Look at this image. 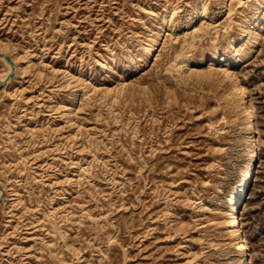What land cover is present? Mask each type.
Returning <instances> with one entry per match:
<instances>
[{"label": "rangeland", "instance_id": "1", "mask_svg": "<svg viewBox=\"0 0 264 264\" xmlns=\"http://www.w3.org/2000/svg\"><path fill=\"white\" fill-rule=\"evenodd\" d=\"M263 12L0 0V264H238L221 224L254 146L238 86L258 146L240 217L264 264Z\"/></svg>", "mask_w": 264, "mask_h": 264}, {"label": "bare ground", "instance_id": "2", "mask_svg": "<svg viewBox=\"0 0 264 264\" xmlns=\"http://www.w3.org/2000/svg\"><path fill=\"white\" fill-rule=\"evenodd\" d=\"M264 12L258 16L257 22L263 19ZM256 28V20L252 21L250 26L247 28L249 31ZM0 59L6 61L5 57L0 56ZM226 60L225 55L222 54L220 56H215L210 59L209 65H222L223 62ZM8 70L11 69V64L7 62ZM243 94L244 97V106L245 113L247 116V129H249L252 133L251 140L254 142V146L250 149L249 158L250 161L247 162V173L240 180V182L234 187L233 195L229 198V204L227 205V210L223 212V218L221 224L226 228L227 232L229 233L232 244H233V251L237 257L238 264H249L250 260V253L248 252V245L246 243V238L243 233L241 217H240V203L242 198L244 197V193L246 191V186L248 184V179L254 171L257 156H258V146L256 144L257 136H256V129L254 125V112L249 106L248 101L246 100V91L242 86H238ZM251 180V179H250ZM248 181V182H247ZM247 182V183H246ZM2 194V190L0 189V195Z\"/></svg>", "mask_w": 264, "mask_h": 264}, {"label": "water", "instance_id": "3", "mask_svg": "<svg viewBox=\"0 0 264 264\" xmlns=\"http://www.w3.org/2000/svg\"><path fill=\"white\" fill-rule=\"evenodd\" d=\"M0 56H4V57L7 59V61L11 64L12 71H11V72L9 73V75H8V77H10V76L13 74V70H14V61H13L10 57L6 56L5 54H3V53H1V52H0Z\"/></svg>", "mask_w": 264, "mask_h": 264}]
</instances>
